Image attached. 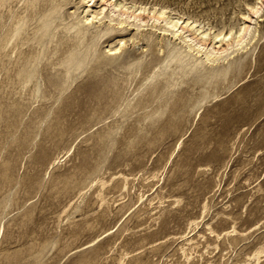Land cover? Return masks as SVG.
Returning <instances> with one entry per match:
<instances>
[{"label": "rangeland", "instance_id": "1", "mask_svg": "<svg viewBox=\"0 0 264 264\" xmlns=\"http://www.w3.org/2000/svg\"><path fill=\"white\" fill-rule=\"evenodd\" d=\"M162 1L213 29L261 5L257 37L225 75L101 38L68 71L69 51L43 55L33 86L12 74L18 46L0 50V264H264V0Z\"/></svg>", "mask_w": 264, "mask_h": 264}, {"label": "bare ground", "instance_id": "2", "mask_svg": "<svg viewBox=\"0 0 264 264\" xmlns=\"http://www.w3.org/2000/svg\"><path fill=\"white\" fill-rule=\"evenodd\" d=\"M72 1L24 0L22 5L19 4L21 6L20 8L18 6L19 10L13 11V0H0V18H11L8 21L10 23L0 32V50L8 45H10L11 49L18 46L17 53L14 50V54L17 56L15 55L16 67L12 74L17 76L20 83L33 86V78L37 74V66L39 63L42 67L49 65V60L43 59V55L50 52L58 51L59 55H61L69 51L65 56H59L58 58V64L61 67L63 66L65 71H68L71 64L75 65V67L79 65L81 67V63L90 58V51L87 47L89 48L90 45L89 49L91 50V46H93L91 44H95L101 38L109 43L107 44V46L109 45L107 51L110 54L120 52V47L128 40L132 43L139 40L144 42V44L146 43L152 52L145 67L153 68V66L161 62L163 58L158 54V51L166 50L167 61L165 60V64L164 60L161 62L164 67L169 65L179 67L182 71L181 73L184 74H188L192 70H203L211 75H225L228 71L233 70L235 59L241 56L246 51L245 48H248L247 45L257 37L258 32L254 25L257 17L254 20H252V17L253 15L257 16V12L261 8V5L259 6L255 3L251 5L246 3V10L240 11V17L237 23L235 22L236 25L232 24V20L231 24H222L220 27L215 26V29H213L214 26L212 24L209 27H205L204 23L206 22L203 24L199 23L200 19L198 16L189 13L188 9V13L181 10V16H170L166 13V9H169L167 7L170 1L167 3L162 0H154L152 4H150L151 2L149 3L151 6L148 5V7L149 0H130V6H127V3L122 0H80V3H83L80 11H78L79 4L77 1L78 6H76L77 4L74 5L77 7H75L76 9H68L71 6L68 5ZM186 6L188 7V5ZM250 10H254L252 17L250 16ZM207 20L209 19L207 18ZM208 24L210 23L207 22L206 25L208 26ZM160 37H163V39ZM54 38L59 42L58 47L49 45V42L53 41ZM78 46H81V48L86 46V48L83 49V52L75 51ZM79 52L81 54L77 55ZM125 52L126 59L135 57L134 52ZM92 56L91 58H93ZM100 61L99 57H95L93 63L97 64ZM153 74L157 75L158 72H153ZM142 79L144 80V77ZM3 86L6 87L5 85ZM208 228L210 233L216 235V238L221 237V232H215L209 225ZM222 234L232 235L234 239L237 238L234 226ZM87 245L86 243L80 248ZM259 252L260 249L258 248L250 257L258 259ZM185 257L189 259L190 255L185 254Z\"/></svg>", "mask_w": 264, "mask_h": 264}]
</instances>
